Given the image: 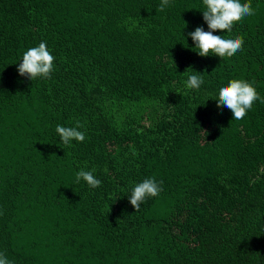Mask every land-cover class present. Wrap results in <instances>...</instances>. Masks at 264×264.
<instances>
[{
  "label": "trees",
  "instance_id": "16d2710c",
  "mask_svg": "<svg viewBox=\"0 0 264 264\" xmlns=\"http://www.w3.org/2000/svg\"><path fill=\"white\" fill-rule=\"evenodd\" d=\"M248 2V0H242ZM0 0V252L11 264H264V103L233 119L232 79L264 97V0L200 56L203 0ZM137 26L129 31L132 22ZM127 22V23H126ZM46 42L51 79L18 73ZM204 84L189 89L188 77ZM83 142L65 146L57 125ZM81 169L102 181L76 182ZM146 178L161 193L135 211Z\"/></svg>",
  "mask_w": 264,
  "mask_h": 264
},
{
  "label": "clouds",
  "instance_id": "9594fccd",
  "mask_svg": "<svg viewBox=\"0 0 264 264\" xmlns=\"http://www.w3.org/2000/svg\"><path fill=\"white\" fill-rule=\"evenodd\" d=\"M170 5V0H161L158 10L164 11ZM205 10H203V19L208 25V31L202 26H197L194 31L188 35L198 49L200 56H208L210 53L220 58H228L235 55L243 47L244 40L240 36L225 39L221 35H214L217 30L232 32L236 22L241 21L245 17L255 14V10L251 6L250 0L242 2V0H203ZM127 23V22H126ZM137 26V22L133 21L129 26V31ZM55 57L47 49L46 42H41L39 46L32 47L23 53L22 62L18 65V73L26 76L30 80L51 79ZM204 84L201 75L192 74L188 77L187 87L189 89H199ZM217 100L218 107H226L233 113V119H243L248 110L252 108L254 102L259 100L264 103V97H261L256 88L246 80L232 79L226 85L219 89ZM81 127H65L57 125L55 131L63 145L71 146L72 141L83 142L85 133L78 130ZM87 182L91 188H97L102 181L97 179L92 171L81 169L76 174V182L80 180ZM162 182L158 183L154 178H146L142 182L135 185L129 196V201L135 211H138L141 204L148 198L158 196L161 191ZM0 264H11L7 256L0 252Z\"/></svg>",
  "mask_w": 264,
  "mask_h": 264
}]
</instances>
